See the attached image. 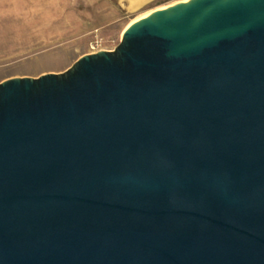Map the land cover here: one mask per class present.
<instances>
[{"label": "water", "instance_id": "obj_1", "mask_svg": "<svg viewBox=\"0 0 264 264\" xmlns=\"http://www.w3.org/2000/svg\"><path fill=\"white\" fill-rule=\"evenodd\" d=\"M0 264H264V0L1 80Z\"/></svg>", "mask_w": 264, "mask_h": 264}, {"label": "rangeland", "instance_id": "obj_2", "mask_svg": "<svg viewBox=\"0 0 264 264\" xmlns=\"http://www.w3.org/2000/svg\"><path fill=\"white\" fill-rule=\"evenodd\" d=\"M179 1L0 0V80L31 70L32 62L71 65L91 52L96 37L102 39V49H113L129 23Z\"/></svg>", "mask_w": 264, "mask_h": 264}, {"label": "crops", "instance_id": "obj_3", "mask_svg": "<svg viewBox=\"0 0 264 264\" xmlns=\"http://www.w3.org/2000/svg\"><path fill=\"white\" fill-rule=\"evenodd\" d=\"M45 53H50L51 55H53L54 52H53V50H47ZM50 54H45V56H43V57H48ZM28 66H29V69H31V70L25 71L23 73L15 74V75H8L5 78L12 77V76H23V75L38 76L42 73L50 72V71L59 72V71L65 70L70 65L63 66L60 68H58V67H44L43 65L41 66V64H39V63L32 62L31 64H28ZM5 78H3V79H5ZM3 79H1V80H3Z\"/></svg>", "mask_w": 264, "mask_h": 264}, {"label": "built area", "instance_id": "obj_4", "mask_svg": "<svg viewBox=\"0 0 264 264\" xmlns=\"http://www.w3.org/2000/svg\"><path fill=\"white\" fill-rule=\"evenodd\" d=\"M102 43H103V41L99 37L94 38L91 41V43H90V49H91V51L101 50L102 47H100V46L102 45Z\"/></svg>", "mask_w": 264, "mask_h": 264}]
</instances>
